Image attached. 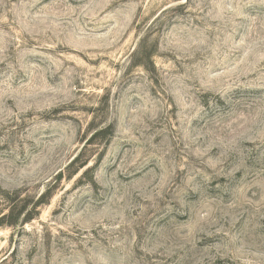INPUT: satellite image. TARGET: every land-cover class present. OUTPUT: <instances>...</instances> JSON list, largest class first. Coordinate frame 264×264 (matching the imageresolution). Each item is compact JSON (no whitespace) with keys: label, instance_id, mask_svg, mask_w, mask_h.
<instances>
[{"label":"rangeland","instance_id":"1","mask_svg":"<svg viewBox=\"0 0 264 264\" xmlns=\"http://www.w3.org/2000/svg\"><path fill=\"white\" fill-rule=\"evenodd\" d=\"M11 207L0 264H264V0H0Z\"/></svg>","mask_w":264,"mask_h":264},{"label":"trees","instance_id":"2","mask_svg":"<svg viewBox=\"0 0 264 264\" xmlns=\"http://www.w3.org/2000/svg\"><path fill=\"white\" fill-rule=\"evenodd\" d=\"M112 126L108 125L105 128L96 129L91 137L87 140L84 149H86L89 145L94 144L95 141L101 140L102 137L107 133L108 130H111ZM87 152L81 151L68 165L66 168H76L73 171V175L78 174L81 170L85 169L89 165V159L87 157ZM90 168H87L82 175H85L89 173ZM46 193H43L39 200L37 201V204L45 202ZM19 216V215H18ZM18 216L15 214V210L11 207L9 208V211L6 213V211H3L0 213V226H12L17 223H19ZM32 217H28V219H24L23 222L31 220Z\"/></svg>","mask_w":264,"mask_h":264}]
</instances>
